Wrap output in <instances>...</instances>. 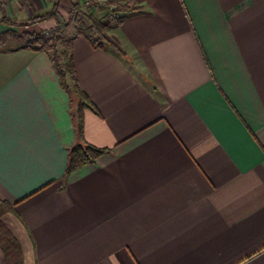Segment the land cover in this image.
I'll return each instance as SVG.
<instances>
[{
  "label": "crops",
  "instance_id": "0c3cea01",
  "mask_svg": "<svg viewBox=\"0 0 264 264\" xmlns=\"http://www.w3.org/2000/svg\"><path fill=\"white\" fill-rule=\"evenodd\" d=\"M55 2L0 3V31ZM120 3L140 8L102 48L65 26L69 0L30 26L72 41L84 140L109 149L69 174L76 100L47 52L0 48L1 220L24 264H264V0Z\"/></svg>",
  "mask_w": 264,
  "mask_h": 264
},
{
  "label": "trees",
  "instance_id": "16d2710c",
  "mask_svg": "<svg viewBox=\"0 0 264 264\" xmlns=\"http://www.w3.org/2000/svg\"><path fill=\"white\" fill-rule=\"evenodd\" d=\"M69 1L72 17L69 18L65 26L75 23L77 32L85 35L96 48H102L106 42L104 35L108 24L106 18L112 15L110 22L119 23L126 15L140 8H131L126 3H120V0L95 2L89 8L85 7L82 1ZM59 6L60 0H56L52 10L33 16L22 23L9 18L1 19L8 27L0 31V48L10 38L22 35L25 39V46L47 52L61 85L76 100L77 105L73 108L72 114L75 119L77 137L80 141L69 149L66 167V174H69L88 163L95 162L99 156L109 151V149L98 147L84 140L83 110L85 107L95 108V106L79 85L73 60L72 41L63 37V27L57 25L54 30H49L47 33L41 29L30 28V26H34L40 21L56 18ZM10 209L9 205L0 202V245L5 256V264H24L19 242L1 220L2 215Z\"/></svg>",
  "mask_w": 264,
  "mask_h": 264
},
{
  "label": "built area",
  "instance_id": "2783aa9c",
  "mask_svg": "<svg viewBox=\"0 0 264 264\" xmlns=\"http://www.w3.org/2000/svg\"><path fill=\"white\" fill-rule=\"evenodd\" d=\"M1 1V0H0ZM6 0H2L0 3H4ZM84 4L85 7L89 8L91 5H93L95 2H100L98 0H81ZM102 2V1H101ZM100 2V3H101ZM110 18H112V15L108 18H106V22L109 23L110 22Z\"/></svg>",
  "mask_w": 264,
  "mask_h": 264
},
{
  "label": "snow or ice",
  "instance_id": "6c2138e0",
  "mask_svg": "<svg viewBox=\"0 0 264 264\" xmlns=\"http://www.w3.org/2000/svg\"><path fill=\"white\" fill-rule=\"evenodd\" d=\"M3 145H2V129H0V159H2Z\"/></svg>",
  "mask_w": 264,
  "mask_h": 264
}]
</instances>
